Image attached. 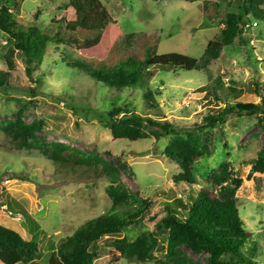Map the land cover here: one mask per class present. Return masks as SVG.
Segmentation results:
<instances>
[{"label": "rangeland", "instance_id": "rangeland-1", "mask_svg": "<svg viewBox=\"0 0 264 264\" xmlns=\"http://www.w3.org/2000/svg\"><path fill=\"white\" fill-rule=\"evenodd\" d=\"M230 1L20 0L15 16L26 27L65 20L67 28L72 30L81 26L100 30L97 37L69 49L79 61L107 58L115 42L124 44V49L132 53H137L145 42L151 46L143 52L149 49L160 55L179 53L201 60L208 43L224 29L222 15H215L213 7ZM220 7L219 12L226 11L223 5ZM251 21L242 40L225 48L209 67L179 73L156 70L146 85L122 93L97 84L83 70L60 65V54L53 46L32 77L26 72L24 58L14 55L12 82L0 89V122L15 120L17 112L24 107L26 122L46 123L40 135L47 142H64L81 151L99 154L106 161L120 158L126 162L134 175L121 172V180L153 205L142 223L128 225L120 236L134 240L145 234L157 239L153 258L145 264H174L166 258L167 239L159 229L165 216L164 204L176 198L187 200L189 192L199 188L215 193L211 177L229 163L235 176L243 180L236 196L240 216L258 244L255 264H264V176L255 174L248 180L257 155L264 148L259 114L229 115L217 127L205 122L207 116L237 102L255 104L261 114L264 112V21H254L252 17ZM255 22L257 27L253 26ZM15 41L12 36L0 34V70L10 69L2 58L9 57ZM232 88L242 93L239 99L233 98ZM148 89L154 93L155 109L146 106L144 94ZM127 105H132L140 115L151 114L170 123L173 132L202 135L210 153L194 166L196 186L174 182L180 169L164 156V149L173 137L171 132L159 140L132 143L114 140L109 131L100 127V118L113 107L121 112ZM200 127L204 130L200 131ZM65 173L71 176L66 177ZM73 174L71 170L62 172L39 151L18 149L0 131V223L27 240L38 241L41 258L32 264H49L63 240L112 206L105 192L109 185L106 176L84 182L80 174ZM20 208L39 223V229L22 225ZM112 239L98 244L94 264H139L124 260L112 247ZM177 254L188 261L182 264H191L189 261L211 264L207 254L195 253L187 246L180 247Z\"/></svg>", "mask_w": 264, "mask_h": 264}, {"label": "trees", "instance_id": "trees-1", "mask_svg": "<svg viewBox=\"0 0 264 264\" xmlns=\"http://www.w3.org/2000/svg\"><path fill=\"white\" fill-rule=\"evenodd\" d=\"M19 1L0 0V34L16 39L9 57L2 58V62L10 69L0 70V89L12 82L14 55L24 58L26 72L32 77L34 71L42 66L48 49L53 46L60 54V65L85 71L92 80L110 91L122 93L126 89L134 90L146 85L156 70L179 73L209 67L225 48L232 47L236 40H242L244 32L252 24L251 17L254 21H264V0H231L213 7L215 15H222L224 29L215 40L208 43L201 60L179 53L160 55L149 49L143 52L144 48L151 46L145 42L137 53H132L124 49V44L115 42L107 58L100 61H79L71 55L69 49L97 37L101 31L83 26L72 30L67 28L65 20L47 26L41 23L26 27L15 16ZM221 5L226 11L219 12ZM257 26L258 23L255 22V27ZM39 83L40 81L37 82ZM230 92L235 100L242 96L234 88ZM255 93L261 97L258 90ZM154 99V93L148 89L144 100L149 109L157 107ZM22 108L17 112L15 120L0 122V131L18 149L39 151L62 172L71 170L74 174H80L84 182L102 175L109 181L105 192L112 202L111 208L86 221L73 235L63 240L57 252L50 257L49 264H94L98 256V244L104 239L112 238V247L124 260L145 264L147 259H152L153 251L157 249V239L145 234L134 240L120 236L123 228L128 225L142 223L145 213L153 205L139 192H132L121 180V172L130 177L134 175L127 163L120 158L106 161L99 154L81 151L64 142H47L40 135L46 123L43 120L26 122L23 118L25 108ZM256 114H259L258 120L264 134V112L261 114L258 106L252 103L229 104L218 114L207 116L205 122L210 127H217L223 125L229 115L242 117ZM100 127L109 131L114 140L132 143L151 138L159 140L171 132L173 137L164 149V156L180 169L174 182L187 187L196 186L194 166L199 159L210 153L202 142L201 134L186 132L182 135L173 132L170 123L155 119L151 114L140 115L132 105L125 106L121 112L113 107L100 118ZM198 129L203 131L204 127ZM255 174L264 176V148L258 153L248 180ZM64 175L71 176L69 173ZM211 182L215 193L204 188H190L187 200L176 198L164 204L165 216L159 223V229L167 239L166 258L174 264L188 262L180 259L177 254L180 247L187 246L195 253L207 254L211 264H255L258 244L248 233L240 216L236 196L243 180L235 176L229 163H225L220 172L211 177ZM20 214L24 218V227L30 225L32 230L39 229V223L29 212L20 208ZM40 258L37 240H27L15 230L0 224V264H32Z\"/></svg>", "mask_w": 264, "mask_h": 264}, {"label": "crops", "instance_id": "crops-1", "mask_svg": "<svg viewBox=\"0 0 264 264\" xmlns=\"http://www.w3.org/2000/svg\"><path fill=\"white\" fill-rule=\"evenodd\" d=\"M1 224V223H0ZM2 225V224H1ZM4 225V224H3ZM7 226V225H6ZM8 228H10V227H8Z\"/></svg>", "mask_w": 264, "mask_h": 264}, {"label": "built area", "instance_id": "built-area-1", "mask_svg": "<svg viewBox=\"0 0 264 264\" xmlns=\"http://www.w3.org/2000/svg\"><path fill=\"white\" fill-rule=\"evenodd\" d=\"M253 26H255V25H253Z\"/></svg>", "mask_w": 264, "mask_h": 264}]
</instances>
